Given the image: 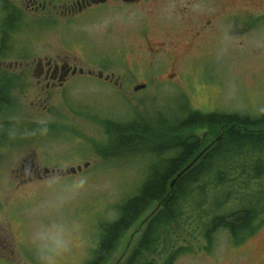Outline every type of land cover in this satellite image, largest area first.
Listing matches in <instances>:
<instances>
[{"label":"rangeland","instance_id":"1","mask_svg":"<svg viewBox=\"0 0 264 264\" xmlns=\"http://www.w3.org/2000/svg\"><path fill=\"white\" fill-rule=\"evenodd\" d=\"M4 2L18 7L22 18L1 45ZM26 5L0 0V72L16 63L14 74L23 76L12 87V107L0 115V264H85L100 224L113 220L116 204L135 192L146 163L143 157L104 163L93 155L88 143L106 140L96 120L125 123L158 112L170 119L182 102L203 113L257 114L264 109V19L257 18L264 17V0L110 3L68 19ZM148 43L154 54L144 51ZM44 57L112 74V83L83 74L44 89L34 75ZM139 84L144 88L134 91ZM4 122L13 130L3 141ZM25 123L57 128L32 132ZM86 162L75 175H42L44 168ZM153 212L151 207L131 226L102 264L124 263ZM173 264H264V225L239 246L219 231L210 253L195 249Z\"/></svg>","mask_w":264,"mask_h":264},{"label":"trees","instance_id":"2","mask_svg":"<svg viewBox=\"0 0 264 264\" xmlns=\"http://www.w3.org/2000/svg\"><path fill=\"white\" fill-rule=\"evenodd\" d=\"M3 13L1 45L22 18L20 9L9 2H4ZM16 76L5 73L0 79V115L14 103L11 91ZM176 109L170 119L158 112L153 118L137 116L125 123L96 120L106 140L100 146L88 143L93 155L104 163L124 157H143L146 163L144 178L135 192L116 204L113 220L100 224L85 264H102L120 238L151 207L154 212L123 264H155L158 257L161 264H173L177 256L194 254L195 249L210 253L219 231H225L239 246L264 225V109L254 115L203 113L191 109L187 102ZM8 124L3 123V141L13 130ZM25 124L32 132L57 128ZM196 129L206 133L195 135ZM200 152L170 188L175 175Z\"/></svg>","mask_w":264,"mask_h":264},{"label":"flooded vegetation","instance_id":"3","mask_svg":"<svg viewBox=\"0 0 264 264\" xmlns=\"http://www.w3.org/2000/svg\"><path fill=\"white\" fill-rule=\"evenodd\" d=\"M27 5L26 7L30 6L34 11L40 10L42 13L45 12L48 15H53L56 16L60 19H68L73 17L74 15L77 14H82V13H88L91 14L94 11H96L97 9L108 5L110 3H114L116 5H132V4H136L139 3L141 0H137L135 2L132 3H125L122 0H106L104 3L102 4H92L90 2V0H84L85 3L88 2V4H86L85 6H81L80 9H78V6L75 5V2L78 0H68V1H62L61 3L58 4H54L52 1L50 0H24ZM142 31V30H141ZM140 31V32H141ZM143 32V31H142ZM148 49L144 50L145 52H151L152 54H154L155 52L153 51L154 48L148 43L147 44ZM43 63V65H42ZM67 65L65 62H63V60L61 61L60 65H58L56 62H53L50 59H47V57H44V61L41 62L40 59H38L36 65H35V71H34V75L36 77V84L40 85L41 82L44 83V89H49V88H55V86H57L58 88H61L70 77H73L75 75H83V74H73L71 75L70 72L67 75H63V72H61L60 67ZM56 66H58V68H56ZM19 66L15 63L14 65H7V66H1L2 71L0 72V79H2L4 77V74L6 72H11L12 74H14V72H19L18 68ZM27 66H25L24 68H26ZM73 68V67H72ZM71 67H69L67 65V68H64L65 70H70L72 69ZM16 75V74H15ZM88 75V74H86ZM18 78L20 80L23 81V76L21 74H17ZM88 76H94L95 75L91 74ZM110 78H113V75L110 74L109 75ZM63 78L62 81H59V78ZM97 78V77H96ZM99 79V78H97ZM103 80L105 82L108 83H112V80H106L104 78L100 79ZM117 82V80L115 81ZM116 85V83H115ZM120 86V84H119ZM28 166L30 167L29 171H33L34 172L37 170L36 167H34L33 164H28ZM35 177V176H33ZM37 178V177H36ZM261 229V228H260ZM259 229V230H260ZM258 231H256L252 236H250L246 241H249L251 239H253L257 234Z\"/></svg>","mask_w":264,"mask_h":264},{"label":"water","instance_id":"4","mask_svg":"<svg viewBox=\"0 0 264 264\" xmlns=\"http://www.w3.org/2000/svg\"><path fill=\"white\" fill-rule=\"evenodd\" d=\"M106 0H90V2L92 3V4H102V3H104ZM123 2H125V3H132V2H135V1H137V0H122ZM86 4H88V2L87 3H85L84 2V0H78V1H76L75 2V5H77L78 6V9H80L81 8V6H85ZM56 68H58V66H56ZM64 68H67V65H64V66H61L60 67V70H61V72H63V75H67L69 72H70V74L71 75H73V74H76V73H78V74H83V73H86V74H88V75H91V74H93V75H95L97 78H99V79H102V78H104V79H106V80H109V81H111L112 80V78H110V76H108V75H103V73L101 72V71H98V72H93V71H90V70H87V71H84L83 69H81V68H79V69H77V68H75V67H73L72 69H71V71L70 70H65ZM63 80V78L61 77V78H59V81H62ZM144 88V85L143 84H139V85H136L134 88H133V90L134 91H137V90H140V89H143ZM202 154V152H200L189 164H187L181 171H179L176 175H175V177L170 181V183H169V187L170 188H172L173 186H174V184H175V182H176V180L186 171V170H188L194 163H195V161L200 157V155ZM89 166V163L88 162H86V163H83L82 164V166H80V165H78V166H76V167H69V168H67V169H58V170H48V169H46V168H44L43 170H42V175L43 176H46V175H49V174H57V175H64V174H72V175H74V174H76V173H78V172H81V170L82 169H85V168H87ZM39 173V172H38ZM37 173V170L34 172V176L35 177H37V178H41V176L39 175Z\"/></svg>","mask_w":264,"mask_h":264}]
</instances>
